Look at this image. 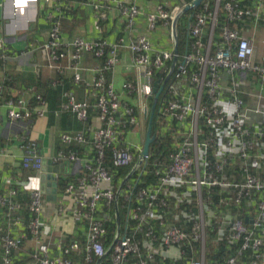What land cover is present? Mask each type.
Returning a JSON list of instances; mask_svg holds the SVG:
<instances>
[{"label":"built area","instance_id":"obj_1","mask_svg":"<svg viewBox=\"0 0 264 264\" xmlns=\"http://www.w3.org/2000/svg\"><path fill=\"white\" fill-rule=\"evenodd\" d=\"M8 1L12 4L9 23L14 29L26 31L36 21L38 0H5V3ZM44 1L53 8L51 13L59 7L53 0ZM101 1L118 2L119 12L125 17L126 48L132 55V67L142 80L128 83L124 88L136 96V106L121 111L119 95L105 79V73L117 64L118 50L124 46V39L109 44L77 37L64 43L59 20L49 14L48 37L39 47L45 55L47 70L59 77L70 71L73 81L79 83L83 55L103 61L96 68L92 83H85L86 95L95 99L92 107L98 114L97 124L87 126L91 105L87 100L77 101L72 92L62 94L64 101L60 106L62 112L72 113L82 124L79 132L60 136L63 145H90L92 150L90 159L84 161L73 152H59L56 158L59 163L81 164L77 182L68 184L63 195L73 203L70 220L85 222L88 228L84 243L65 244L60 240L57 246L62 255H50L51 245L45 241L40 218L45 206L44 195L39 190L30 191L24 206L17 200L18 190L12 187L5 196H0V208L5 207V221L17 229L23 227L19 213L26 209L31 215L26 227L28 233L24 234L31 236L36 246L26 264H75L72 258L75 253L82 255L83 264H100L107 253L111 264H126L131 256L136 257L134 264H158L160 260L156 257L168 260L169 264H205V233L213 219L219 238L224 236L228 244L236 248V255L228 257L223 264H237L238 257L247 252L250 264H263L264 64L253 61L255 41L246 33L248 29L256 31L261 25L264 27V0L254 6L241 5L240 0H215L213 10L210 0H201L197 7L189 10L191 16L185 26L187 50L179 61L175 48L174 51H154L146 35H133L134 20L143 14L135 3ZM195 1L178 0L168 7L158 4L154 12L146 15L147 30L154 31L157 23L162 22L174 40L175 17ZM217 8L226 13L228 20L242 25L239 29L223 27L219 34L222 46L211 51ZM209 25L211 30L205 43L204 33ZM261 44L264 45V40ZM176 58L172 82L157 112L163 119L180 123L183 132L178 141L172 142L166 162L152 165L149 172L156 179L155 183L137 189L141 177L151 166V151L149 148L148 153L143 154L142 144L127 143L120 137L125 132H137L139 115L146 112V103L153 97L154 74ZM191 64L196 65L194 73L189 72ZM58 83L59 80H54L51 85L55 87ZM3 91L4 86L0 85V103L11 121L26 122L46 116L48 103L40 95H35L32 105L21 97L3 100ZM22 148L23 170L40 171L43 162L40 148L31 141H25ZM107 154L112 168H131L134 179L137 177L134 185L127 187L128 195L124 199L126 224L122 231L118 229L113 233L108 246L107 230L96 216L99 203L111 206L116 200L117 191L105 166ZM211 191L216 192V202ZM170 200L174 202L173 221H181L182 227L166 224ZM193 200L197 212L192 211ZM134 204L138 207L131 208ZM241 208L245 210L244 215L231 210ZM129 220L136 221V231L142 234L140 241L130 235ZM156 225L162 228L157 235L154 234ZM24 234L8 232L0 238V264H13L12 256L22 247ZM195 246L199 248L198 257L191 254L189 262L183 263L188 252L194 253Z\"/></svg>","mask_w":264,"mask_h":264},{"label":"crops","instance_id":"obj_2","mask_svg":"<svg viewBox=\"0 0 264 264\" xmlns=\"http://www.w3.org/2000/svg\"><path fill=\"white\" fill-rule=\"evenodd\" d=\"M53 1L58 3L59 7L56 11L51 13L53 8L50 4H46L44 0H38L35 5L36 21L31 23L26 31H20L19 29H14L9 23L12 4L9 1L5 3V0H0V85L4 86L3 100L21 97L32 103L35 95L43 94L45 88H49L47 82L50 83L54 80L55 74L45 68V55H43L42 51H39V47L48 37L49 22L47 16L53 14L59 20L61 40L64 43L77 37L87 41L103 40L109 44L115 43L121 38L124 39V46L118 50L117 64L112 71L105 73V79L108 84L113 85L114 90L119 95L121 111L127 107L136 106V96L128 93L124 86L128 83L140 81L142 77L139 72L132 67V55L126 48L128 39L124 29L125 17L119 12L118 2H109L105 4L101 0ZM122 1H131L135 3L143 12V14L139 15L134 20L133 35H136V33L138 35H146L154 51H174V48H177V40L175 41L170 38L168 28L164 26L162 22L157 23V27L154 31L147 30L146 15L154 12L158 4H163L168 7L177 4L178 0ZM210 1L213 10V8H215V0ZM217 13L224 12L217 8ZM224 15L226 17V24L220 28L217 35L214 33L216 22L214 23L211 36V51L222 46L219 34L223 27H228L230 29L240 28L237 22L228 20L226 13H224ZM210 30L211 25L206 28V32L204 33L203 41L205 43L209 38ZM13 32H16V34L14 35ZM260 33H262L263 41V27H258L256 31L249 30L247 35L253 37L256 35L259 36ZM216 36L218 37V41L214 44V38ZM187 42L188 34L186 33L182 55L187 50ZM253 61L258 64H264V55L259 59L253 57ZM102 62V59L94 58L89 54L83 55L81 60V66L83 68L81 72L82 81L79 83L74 82L72 73L67 71L64 74V78L66 76L71 78L72 86L70 89H64V83H61L62 93L59 100L60 104H58L55 109H49L50 103L46 101L48 103V112L45 117L32 119L26 122L11 121L6 115V108L0 103L1 195L7 194L9 189L14 187L18 190L17 200L26 205L30 191L39 190L42 175H49L52 173L58 183L56 201L51 203L45 201L44 211L40 217L42 229L45 233V241L49 242L51 245L50 255H60V253L62 255V252L57 246L60 240L64 241L65 244L69 242H85L88 225H86L85 222L75 223L70 220V212L73 203L69 197L63 195L64 188L68 184L77 182V178L82 172L81 164L74 161H65L63 163L56 161L58 153H66L67 148L61 142L60 136L63 133H76L81 129H78L79 124L76 117L70 112H62L60 106L64 101L62 94L68 91L72 92L77 101L87 100L91 105L87 126L97 124L96 117L98 114L92 107L95 103V99L86 95L85 83H92L93 79L96 77L95 70ZM195 71L196 65L191 64L189 66V72L194 73ZM144 114L147 115V111ZM144 119L145 116H142V119L138 120V128L141 127ZM146 129L144 132L139 130H137V132L133 131L132 134H127L125 132L121 135L120 140L127 143L134 142L140 145L142 144L143 152ZM182 132L183 127L180 123L167 118L164 122L160 123L158 132L155 133V135L158 134L162 136L168 134L171 142H176L179 140ZM155 135L151 132V136L155 137ZM29 140L35 142L41 150L43 162H45L43 166L44 172L23 170L21 166V157L23 155L22 147L24 142ZM70 147L71 151L77 155L81 161L90 159L92 156L90 145H72ZM56 167H58V172L56 171ZM121 169L128 170V173L125 177L123 176V178L120 179V185L116 188L117 191L123 188V191H121L119 195V200L124 199L127 195V187L134 185L135 180L134 174H131V168ZM110 174L113 182V174L111 172ZM62 179L68 181L64 183L63 187H59V182ZM99 205L101 207L100 209L99 207L97 208L96 216H104V219L110 218L109 212H103L104 207L106 209L109 207L105 206L103 202ZM1 209L2 208H0V210ZM117 218V213H114V222L116 225ZM11 227H13V229H10ZM25 230L24 225L20 229H17V227L9 224L7 220H4L3 213L0 215V238L8 232L11 234L13 233V235L19 233L24 234ZM4 232L5 234H3ZM23 237L24 242L19 252L29 257L31 250L36 244L31 236L27 237V234H24ZM72 258L75 259V264L84 263L80 253L73 254ZM156 259L169 264L168 260H163L159 257H156ZM130 260L126 264H130ZM131 264H134V262Z\"/></svg>","mask_w":264,"mask_h":264},{"label":"trees","instance_id":"obj_3","mask_svg":"<svg viewBox=\"0 0 264 264\" xmlns=\"http://www.w3.org/2000/svg\"><path fill=\"white\" fill-rule=\"evenodd\" d=\"M259 2V0H240V4L244 5V6H254L255 4H257ZM191 13H185L180 20L177 22L176 25V36H177V52H178V58L180 59V56L182 55V51L184 50V44H185V26L186 23L188 22V20L190 19ZM225 15L224 13H217V19H216V25H215V29H214V33L215 35H217V33L219 32L220 28L226 24V20H225ZM248 22V21H247ZM242 23L238 22V26L241 27ZM261 27H263L261 25ZM218 41V37L216 36L214 38V44H216V42ZM171 67V62H168L162 69H160L159 71H157L154 74V81H163L166 77V75L168 74V71ZM54 80H59V83L53 87L51 85V82H47L48 87L52 88H45V92L43 94H39L42 98H44L46 101H49V109H55V107L60 104V95L62 93V87H61V83H64V89H70V87L72 86V80L71 78H69L68 76H66L64 78L63 77H57L55 76ZM172 82V79L170 78L166 87L164 88L161 96L159 97L158 103H157V107L156 109L160 106L161 101L164 99V95L167 92L168 86L170 85V83ZM45 86V84H44ZM35 103V98L32 102V105ZM156 111V110H155ZM158 117L156 116V113L154 115L153 118V122H152V134L155 135V121ZM79 126L78 129H82V124L80 122H78ZM155 141L151 144L150 149H151V163H150V167L147 169V172L145 175H143L137 185V189L138 188H142L145 187L147 185H150L151 182L154 184L156 179L153 177V175H151V173L149 172L150 170L153 169V166L156 165L157 162H166L167 160V156L168 154L172 151V142L171 139L169 138L168 134H164L162 136H159L158 134L155 135ZM66 152H72L71 151V147H67L66 148ZM153 165V166H152ZM105 166L110 170V172L113 174V187L116 188L120 185L119 181L120 179L123 178V176L125 177L126 174L128 173V170L126 169H113L111 167V164L109 163V156L107 154L106 157V161H105ZM137 177L135 176V179ZM68 181L66 179H62L59 182V187H63L64 183ZM1 191V190H0ZM204 193L206 194V192L203 190L202 191V195L204 196ZM1 196V193H0ZM211 196L213 198V201L216 202V192H212L211 191ZM122 199L119 200L118 204H117V213H118V219H119V224H120V228L125 226V205L124 202L122 201ZM171 207L170 210L165 214L166 217V224L168 226L171 225H176L178 227H182V222L181 221H173V211H172V207L174 202L171 201ZM24 205V204H23ZM193 208L192 211L197 212V208L195 207V201L193 200L192 202ZM100 205H99V209H100ZM134 207H138L136 204H134L131 208ZM3 209L0 210V215L3 213L4 216V211L5 208L2 207ZM209 208V207H208ZM4 210V211H3ZM209 210L213 211V208H209ZM233 212L236 210L237 213L244 215V211L242 208L241 209H231ZM103 212L107 213L109 212V215L111 216L110 218H107L106 220L103 217H100L103 225L105 226V229L107 230V246L110 244V241L112 239L113 233L116 231L117 227L115 224V219H114V208L110 207V208H103ZM104 214V213H103ZM176 214V213H175ZM21 215V216H20ZM19 217L21 219V223L24 225V228L26 229L31 215L30 213L25 209L22 210L19 213ZM5 220V219H4ZM127 227L129 229V233L130 235L134 236L135 240L140 241L142 238V234L139 231H136V221L133 220H129L127 222ZM161 227L156 225V228L154 230V234H160L161 232ZM28 232L27 230H25V233ZM5 234V232L3 233ZM2 234V235H3ZM13 235V233H12ZM206 243H205V257L204 260L206 262V264H223V262L232 255H236V248H233L231 245L228 244L227 239L223 236V238H219V232L217 230L216 225L214 224V219L211 221V225L208 226L206 228ZM219 240H216V239ZM194 253L192 252H188L186 257L183 259V263L186 261L187 263L189 262V258L191 256V254H193V257H198L199 253V248L198 246H195L193 248ZM27 257L24 254H21L20 252H16L13 256V264H26L27 262ZM131 260V263H135V257L131 256L129 257ZM250 254L247 252L245 254H243L242 256H240L238 258V264H250ZM263 262L264 264V260L261 261V263ZM165 263V262H163ZM100 264H111V259H110V255H106L105 258H103V260L100 262ZM158 264H162L160 261L158 262ZM166 264V263H165Z\"/></svg>","mask_w":264,"mask_h":264},{"label":"water","instance_id":"obj_4","mask_svg":"<svg viewBox=\"0 0 264 264\" xmlns=\"http://www.w3.org/2000/svg\"><path fill=\"white\" fill-rule=\"evenodd\" d=\"M201 0H197L194 3H192L191 5L185 7L181 13H179L172 24V28H173V32L175 29V23L178 20V18L185 12H187L189 9L193 8L194 6L197 7L199 5V2ZM174 40L176 41V34L174 33ZM176 45V43H175ZM175 49L177 50V48L175 47ZM175 59L172 63L171 69L168 73V76L165 80V82L168 80V78L170 77L173 68H174V64H175ZM159 81L153 83V93H154V97L152 100V104H151V109L149 112V119H148V124H147V129H146V134H145V140H144V144H143V154H147L148 149H149V145L154 141L155 137L151 136V129H152V119H153V115H154V111L156 108V104L159 98V95L161 94L162 90H163V85H159ZM165 84V83H164ZM45 162H43V166ZM44 168L42 167V172ZM56 171L58 172V167H56ZM39 191L45 196V200L49 203L51 202H55L56 198H57V191H58V183L56 178L51 174H47V175H42L41 176V180H40V186H39Z\"/></svg>","mask_w":264,"mask_h":264},{"label":"clouds","instance_id":"obj_5","mask_svg":"<svg viewBox=\"0 0 264 264\" xmlns=\"http://www.w3.org/2000/svg\"><path fill=\"white\" fill-rule=\"evenodd\" d=\"M192 9V8H191ZM190 10V9H189ZM189 10L187 11V12H185V13H190L189 12ZM185 13H183L179 18H178V20H177V22L180 20V18L185 14ZM177 22H176V25H177ZM261 27V26H260ZM264 28V27H263ZM175 30H176V26H175ZM249 30H252V29H248V31ZM247 31V32H248ZM175 34H176V31H175ZM246 35H247V33H246ZM248 36V35H247ZM176 40H177V36H176ZM177 51V50H176ZM177 55H178V52H177ZM181 58V57H180ZM175 60H177V58L175 59ZM180 59L178 58V61H179ZM173 61H174V59L172 60V61H169V62H171V66H172V63H173ZM177 61H175V63H176ZM168 63V62H167ZM166 63V64H167ZM174 66H175V64H174ZM170 69H171V67H170ZM170 69H169V71H170ZM173 70H174V68H173ZM169 71H168V73H169ZM173 75H174V73H173V71H172V73H171V75H170V77L168 78V80L165 82V80H166V78H167V76H168V74L166 75V77H165V79L163 80L164 81V83L163 84H161V83H159V85H163V90H164V86L166 85V83L169 81V79L171 78V79H173ZM56 76V75H55ZM58 77V76H57ZM61 77H63V76H61ZM54 80H52L51 81V83L53 82ZM159 82H160V80H158ZM155 82H157V81H154V83ZM153 86V85H152ZM163 90H162V92H163ZM152 91H153V87H152ZM162 92H161V94H162ZM161 94L159 95V97L161 96ZM153 97H154V93H153ZM153 97H152V99L150 100L151 102H150V109H151V104H152V100H153ZM158 100H159V98H158ZM157 103H158V101H157ZM156 107H157V104H156ZM150 109H149V112H150ZM155 110L156 111H154V115H155V113H156V116L158 117L157 119H156V121H158V120H161L162 122H164L166 119H163L162 117H159V115H158V112H157V110H158V108L156 109L155 108ZM147 111V110H146ZM154 115H153V118H154ZM146 116V115H145ZM155 121V122H156ZM79 122V121H78ZM152 122H153V119H152ZM29 141H31V140H29ZM31 142H33V141H31ZM35 143V142H34ZM36 144V143H35ZM37 145V144H36ZM148 151H149V149H148ZM148 153V152H147ZM42 167H43V162H42ZM38 172V171H37ZM40 172H42V168H41V170H40ZM115 191H117V190H115ZM121 191H123V188H121L119 191H117V194H116V200H115V202L111 205V206H108L109 208L110 207H113L114 208V213H117V203H118V200H119V195H120V193H121ZM128 195V194H127ZM45 197V196H44ZM124 199H125V197H124ZM124 199H122V201L124 202ZM46 201V200H45ZM100 204V203H99ZM124 204H126L125 202H124ZM25 206V205H24ZM106 206V205H105ZM99 207V206H98ZM125 209H126V205H125ZM117 215H118V213H117ZM125 216H126V212H125ZM97 218L99 219V220H101V218L100 217H98L97 216ZM106 220V219H105ZM116 221H117V225H116V227H117V229L116 230H120V231H122V229L124 228H120V224H119V219L117 218L116 219ZM101 222H102V220H101ZM103 223V222H102ZM126 224V223H125ZM104 226V225H103ZM105 227V226H104ZM205 235H206V233H205ZM206 238H207V235H206ZM216 240H218V238L216 239ZM205 243H206V240H205ZM233 247V246H232ZM22 248V247H21ZM21 248H20V250H21ZM233 248H235V247H233ZM19 250V251H20ZM19 251H17V252H19ZM16 253V252H15ZM14 253V254H15ZM13 254V255H14ZM108 255H110L109 253H107ZM232 256H235V255H232ZM242 256V255H241ZM106 257V256H105ZM104 257V258H105ZM204 257H205V247H204ZM230 257V256H229ZM196 258V257H195ZM239 258V257H238ZM29 260V257L27 258V261ZM27 263V262H26ZM204 263L206 264V262H205V260H204ZM237 264H238V261H237Z\"/></svg>","mask_w":264,"mask_h":264},{"label":"rangeland","instance_id":"obj_6","mask_svg":"<svg viewBox=\"0 0 264 264\" xmlns=\"http://www.w3.org/2000/svg\"><path fill=\"white\" fill-rule=\"evenodd\" d=\"M252 38H254V41H255V43H254V47H255L254 57H255V59H259L260 57H262L264 55V45L261 44L262 33H260L259 36L256 35V36H253ZM150 102L151 101H147V103H146L147 115L145 116L144 113L142 115H139V119H142V116H145V119L142 121L141 127L137 128V130H139L141 132H144V130L147 127L148 113H149V109H150ZM160 123H162L161 120H158V121L155 122V133L158 132V128L160 126Z\"/></svg>","mask_w":264,"mask_h":264}]
</instances>
